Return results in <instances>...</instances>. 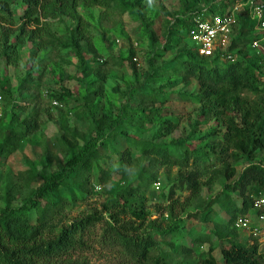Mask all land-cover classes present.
<instances>
[{"label": "rangeland", "instance_id": "1", "mask_svg": "<svg viewBox=\"0 0 264 264\" xmlns=\"http://www.w3.org/2000/svg\"><path fill=\"white\" fill-rule=\"evenodd\" d=\"M98 1H80L76 15L53 6L46 15L41 11V32L37 37L31 36L32 26L19 20L24 2L13 0L11 4L16 19L13 24L0 17V93L4 101L0 145L6 134L24 133L21 140L14 142V149L0 151V211L6 205L22 204L29 196L37 183H31L28 171L59 168L86 142H93L95 119L100 117L106 122L105 128L110 125L114 129L106 131L116 149L123 151L130 142L134 144L132 157L118 159L110 147H102L100 167L88 170L89 179L82 189L66 192L69 202L62 216L56 215L54 221L67 223L78 215L96 211L104 220L116 224L105 205L116 191L144 181L150 215L140 223L122 214L119 223L132 221L139 232L156 235L158 252L172 264H202L210 245L219 251L226 243L222 237H248L235 229L236 220L227 226L230 214L221 208V203L228 192L222 178L211 180L212 171L219 166L211 157L202 160L205 172L201 180L205 184L199 197L185 206L190 192L175 186L179 167L164 164L157 153L141 151L143 145L172 147L178 142L203 151L221 139L216 131L224 129L222 120L200 117L202 101L194 99V85L180 81L172 71L180 52L197 49L191 37L173 32L174 18L183 14L185 4L191 0ZM259 1L264 0H237L235 5L240 13ZM237 24L235 20L231 34L239 32ZM253 31L263 29L256 26ZM9 43L14 47L7 48ZM151 91L166 100L159 113H150L139 121L131 110L143 109L138 93ZM242 96L259 100V96L248 92ZM129 97L132 104H127ZM121 115L127 119L121 121ZM168 121L176 123L177 128L165 134L161 127ZM31 122L38 127L27 129ZM107 155L113 158L107 159ZM212 209L214 216L210 214ZM152 224L159 229L156 231ZM103 225H96L79 263L125 264L119 246L103 238ZM167 229V233L158 232ZM205 235L206 240H197Z\"/></svg>", "mask_w": 264, "mask_h": 264}, {"label": "trees", "instance_id": "2", "mask_svg": "<svg viewBox=\"0 0 264 264\" xmlns=\"http://www.w3.org/2000/svg\"><path fill=\"white\" fill-rule=\"evenodd\" d=\"M25 9L19 16L25 26H32L31 36L40 35L41 11L45 13L53 6L67 14L76 15L80 1L89 4L98 0H20ZM237 0H191L187 1L182 15L174 18L173 32L185 33L195 25V18L214 14L229 13ZM141 4L140 2H138ZM13 0H0V17L3 22L13 24L16 20L11 6ZM197 4L200 5L197 8ZM141 6V5H140ZM248 9L236 14L237 34H230L226 50L212 56H204L197 49L180 52L172 65L180 81L194 85V99H201L200 117L222 120L224 129L216 131L221 139L201 151L191 149L178 142L171 147L168 144L143 145L141 151L146 154L157 153L164 164L179 167L176 188H185L190 192L187 204L198 198L205 184L201 176L205 172L201 162L211 157L219 166L212 171V179L222 178L228 195L221 208L230 216L227 226L240 216L252 211L254 200L264 194V55L252 47L254 40L264 45V29L254 32L256 23L250 19ZM252 23L250 27L248 23ZM14 47L9 43L7 48ZM12 51L14 49H11ZM6 53V50L4 51ZM178 82V81H176ZM149 90L147 87L142 89ZM248 92L259 96V100L250 101L242 96ZM143 109L131 110L139 121L145 120L150 113H159L166 99L151 92L138 93ZM192 98V96H191ZM130 99V100H129ZM127 104H132L129 97ZM146 107V108H145ZM148 107L151 109L148 110ZM129 109L126 107V110ZM125 116L121 115V121ZM96 130L93 142H86L81 150L72 155L61 167L48 171H28L31 183H37L29 196L17 206L6 205L0 211V264H84L79 263L82 251L95 234V227L102 222L103 238L119 246L125 258V264H172L168 258L158 252V240L151 232H139L138 225L132 221L119 223L120 215L128 214L140 223L150 215L146 208L145 182L135 186L127 185L116 191L107 203L106 210L113 222L104 220L99 212L92 211L74 217L70 222L54 221L62 216V209L69 199L66 192L82 189L89 179L88 170L100 167L102 147H110L119 157L130 160L134 146L120 151L109 140L107 130L114 132L103 118H96ZM1 121V119H0ZM27 129H36V123H28ZM165 134L174 132L177 124L168 121L161 127ZM23 134L3 136L1 149H14V142L21 140ZM127 137L126 135H123ZM101 148V149H100ZM2 151V152H3ZM0 152V154H2ZM108 158H113L107 155ZM240 200L237 203L234 195ZM174 203L171 208H174ZM210 214H216L211 210ZM193 216H197L194 214ZM58 217V218H59ZM154 222V221H151ZM154 229H159L152 224ZM174 228V227H171ZM236 229V226H235ZM237 230V229H236ZM161 230L158 232H165ZM224 245H210L208 256L202 264H264V243L257 238L253 243L240 239L233 234L222 237ZM207 236L197 237L206 240ZM79 260V261H78ZM83 262V261H82Z\"/></svg>", "mask_w": 264, "mask_h": 264}, {"label": "built area", "instance_id": "3", "mask_svg": "<svg viewBox=\"0 0 264 264\" xmlns=\"http://www.w3.org/2000/svg\"><path fill=\"white\" fill-rule=\"evenodd\" d=\"M248 15L256 22V26L264 29V1L256 2L250 6ZM238 6L224 15L214 14L195 18V25L190 31V37L196 42L197 51L204 56H212L217 52L226 50L230 41L231 26L235 22ZM252 47L261 51L264 55V45L259 40L252 42ZM4 101L0 93V119L3 116ZM264 162V155L262 156ZM237 229L244 231L248 241L253 243L255 239L264 243V194L254 200L252 211L240 216L235 221Z\"/></svg>", "mask_w": 264, "mask_h": 264}]
</instances>
